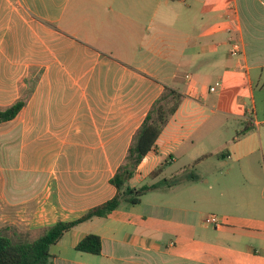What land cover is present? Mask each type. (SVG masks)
I'll return each mask as SVG.
<instances>
[{
    "label": "crops",
    "instance_id": "crops-1",
    "mask_svg": "<svg viewBox=\"0 0 264 264\" xmlns=\"http://www.w3.org/2000/svg\"><path fill=\"white\" fill-rule=\"evenodd\" d=\"M252 69H264V0H0V108L25 98L0 138L43 142L17 170L28 173L26 191L15 183L5 204L14 236L36 238L113 197L109 179L169 87L179 106L137 170L160 155L144 184L170 182L65 232L53 263L264 264V119L253 116L255 87L235 75ZM209 105L249 130L211 148L178 133ZM225 166L226 178L216 176ZM189 169L197 174L184 177ZM89 233L101 238L99 254L75 249Z\"/></svg>",
    "mask_w": 264,
    "mask_h": 264
},
{
    "label": "trees",
    "instance_id": "trees-1",
    "mask_svg": "<svg viewBox=\"0 0 264 264\" xmlns=\"http://www.w3.org/2000/svg\"><path fill=\"white\" fill-rule=\"evenodd\" d=\"M181 100V94L176 90L164 87L161 95L153 102L145 115L140 127L132 137L122 163L119 165L109 183L115 187V194L110 199L100 203L81 217L72 221H57L45 227L42 234L33 239L22 238L15 235L14 240L8 235L0 234V264H54L50 247L55 244L65 232L77 224L92 217H105L116 209L122 202L137 204L146 192L155 190L165 183L167 179H160L152 184H143L139 187L131 186L129 180L134 175H140L137 166L147 154L154 152L155 142ZM25 104V98L18 99L8 107L0 108V123L13 119ZM244 127L242 133L249 130ZM161 173L158 168L151 173L154 178ZM81 252L99 254L101 252V238L99 235L89 233L84 235L75 245Z\"/></svg>",
    "mask_w": 264,
    "mask_h": 264
},
{
    "label": "rangeland",
    "instance_id": "rangeland-1",
    "mask_svg": "<svg viewBox=\"0 0 264 264\" xmlns=\"http://www.w3.org/2000/svg\"><path fill=\"white\" fill-rule=\"evenodd\" d=\"M234 59V58H233ZM235 60V59H234ZM237 76V83L239 87H249V81H251V87H255V103H254V115L255 119L261 121L264 119V69H252L249 71L248 76L245 72L239 71L235 74ZM217 80L216 75H212L209 78L211 83H214ZM227 83V80L225 81ZM220 87L225 86L223 79H220ZM209 107L206 110L200 108V113L189 120L188 125L184 127L183 130H179L180 132H194L196 134H201L204 144L207 147H213L214 145H218L220 142H228L231 141L235 136L236 132H239L243 129L244 124L239 119L225 118L221 116V113L217 112L216 107ZM181 113V112H180ZM177 117V115H176ZM183 116L179 114L178 119H181ZM196 118H199L196 120ZM204 120V123H200ZM171 129L177 128L175 124H171ZM7 128V127H6ZM5 129V128H4ZM169 129V128H168ZM252 131H256L255 127ZM258 131L260 132L262 139L264 141V123H260L258 127ZM35 143V145H34ZM160 143V140H159ZM31 144V149L29 148ZM42 141H27L21 139L14 138H0V234H5L13 238L15 230L17 228L9 223V217L5 213L7 209L5 208V204L10 198V195L14 191L12 186L15 183L21 182L23 187L22 192L26 191V182L28 181V173L26 171L20 172L22 178L18 173V169L21 167L25 168V159L26 154L31 151L35 152L37 148L42 146ZM30 149V151H29ZM168 149V147H166ZM166 150H162L161 154L164 156L167 154ZM158 162H163V158L160 155L149 156L139 167L138 170L143 174L145 178L141 179V183L152 182L147 175L154 168L155 164ZM226 168L225 166L222 170V173H216V176L222 177V179L226 178ZM191 174H197L195 170L189 169V172L184 177H190ZM155 180V179H154ZM19 191V190H18ZM17 191V193H18ZM21 191V190H20ZM21 193V192H20ZM16 194V193H15ZM144 195L141 196L144 199ZM150 195L147 196L144 200L147 201ZM4 216V217H3ZM206 217V216H205ZM27 237V236H26ZM25 237V238H26ZM24 238V237H22Z\"/></svg>",
    "mask_w": 264,
    "mask_h": 264
},
{
    "label": "built area",
    "instance_id": "built-area-1",
    "mask_svg": "<svg viewBox=\"0 0 264 264\" xmlns=\"http://www.w3.org/2000/svg\"><path fill=\"white\" fill-rule=\"evenodd\" d=\"M240 50V47L238 45V43H233L232 44V48H231V53L232 54H237ZM188 77V76H187ZM218 85V82H216L213 86H211L209 88L210 91H213L215 89V87ZM204 222L206 224H209V225H215L217 226L218 225V219L216 217V215L214 214H209L207 215L205 218H204Z\"/></svg>",
    "mask_w": 264,
    "mask_h": 264
}]
</instances>
